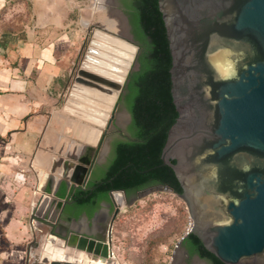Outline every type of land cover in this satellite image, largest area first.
I'll return each instance as SVG.
<instances>
[{
	"label": "water",
	"instance_id": "obj_1",
	"mask_svg": "<svg viewBox=\"0 0 264 264\" xmlns=\"http://www.w3.org/2000/svg\"><path fill=\"white\" fill-rule=\"evenodd\" d=\"M157 1L169 42L171 94L178 115L161 160L173 170L182 193L152 186L134 202L157 192L175 194L187 206L190 234L207 252L223 264H264V0ZM88 36L67 74L71 85L63 112L94 125L92 137L101 129L98 142L91 144L96 152L114 121L112 111L129 75L140 67V47L131 35L124 39L98 27ZM111 70L123 77L116 82ZM110 98L116 101L112 104ZM111 105L103 127L85 111ZM127 117L132 120L129 112ZM93 165L76 166L77 175H84L82 182L72 180L76 186L87 184ZM119 193L109 195L115 213L106 241L90 234H57L44 222L47 214L41 207L35 217L52 230L39 233L47 234L39 264H118L112 231L122 205L116 200ZM69 204L63 202L61 215Z\"/></svg>",
	"mask_w": 264,
	"mask_h": 264
},
{
	"label": "crops",
	"instance_id": "obj_2",
	"mask_svg": "<svg viewBox=\"0 0 264 264\" xmlns=\"http://www.w3.org/2000/svg\"><path fill=\"white\" fill-rule=\"evenodd\" d=\"M114 6L110 0H0V255L9 259L6 264H22L20 247L35 243L42 231L51 232L35 217L41 207L44 222L57 234L96 235L100 229L88 213L79 218L66 213L74 196L96 181L91 177L83 187L72 181H83L76 166L97 159L92 133L68 137L51 114L66 89L82 28L105 12L111 27L124 36L119 16L112 20ZM65 201L70 204L61 215ZM115 243L113 236L121 262Z\"/></svg>",
	"mask_w": 264,
	"mask_h": 264
},
{
	"label": "trees",
	"instance_id": "obj_3",
	"mask_svg": "<svg viewBox=\"0 0 264 264\" xmlns=\"http://www.w3.org/2000/svg\"><path fill=\"white\" fill-rule=\"evenodd\" d=\"M125 13L140 47V67L129 75L123 100L132 117V140L116 142L101 178L88 191L74 196L75 204L66 213L75 218L83 212L92 218L102 202L110 201L111 192L128 194L164 185L182 193L173 170L161 160L169 129L178 115L171 94V53L158 1L132 0ZM183 244L190 257L196 255L211 264H223L206 251L196 236L190 234Z\"/></svg>",
	"mask_w": 264,
	"mask_h": 264
},
{
	"label": "rangeland",
	"instance_id": "obj_4",
	"mask_svg": "<svg viewBox=\"0 0 264 264\" xmlns=\"http://www.w3.org/2000/svg\"><path fill=\"white\" fill-rule=\"evenodd\" d=\"M110 1L114 2L113 0ZM86 6H88L87 3ZM114 10L115 12L113 14L112 20L114 18V21H116V14L119 16V19H121L120 27L124 34V36L121 37L124 39H129L130 31L127 24L126 15L116 7ZM101 16L103 17L101 20H99L98 16L97 19H92L90 21V26L87 28H82V37L80 38L81 43L83 40H85L87 35H89L88 37L91 38L92 32H94L97 27L104 30V32H109L112 30V33L118 34V32L115 31V27H111L110 23H108V20H106L109 18V15L105 12H102ZM79 47L80 46L75 49L76 53L73 60H76L75 57H77V51ZM73 60H70L69 70H71V66H73ZM114 66L115 68H119V66L115 64ZM113 71L114 70H111L117 79L119 70ZM70 85L71 83H69V86L68 83L66 84V89L63 93V96L57 104L58 110L56 109L52 112L51 118L55 116V123L59 122L60 126H64V130H66L65 133L68 135V137L82 139L88 132L93 130L95 126L88 122L71 117L69 114L63 112L64 108L66 107L68 95L70 93L68 91ZM125 95L126 88H124V92L117 101L112 112L116 115L126 117L124 120L129 122V118L127 117L128 111L123 104ZM56 111L58 114H56ZM111 114H109V116ZM106 141L107 138H105V135H103L99 145L97 146L99 151ZM120 193L122 196H124L122 192ZM119 209L120 213L114 221L112 231L116 242L115 250L122 257L121 262L118 261L119 264H171V262L172 264H211L209 261L200 259L196 255L193 257H187L184 254L185 246L183 243L180 245L179 249L176 250V246H178L180 240L186 234L188 225L191 221L186 204L177 195L168 192H157L137 200L132 204H130L129 200L125 199L124 197L123 205L119 206ZM112 216L113 213L110 215L108 220L99 221V227L100 231H102V234L99 233L98 235L96 234V236L105 237L107 240L109 223L112 219ZM43 234H41L42 237H39L40 241L38 239V241H35V243H31L30 246L27 245V243H24V245L20 247L21 250L23 249L24 253L22 255V257L24 256L22 264H39L41 262L42 247L44 243L43 237L47 235ZM153 243H155V246H152ZM1 248L7 249L4 243L1 245ZM5 260L6 263L9 261V259H5L4 255L3 257L0 255V264H6L4 263Z\"/></svg>",
	"mask_w": 264,
	"mask_h": 264
},
{
	"label": "flooded vegetation",
	"instance_id": "obj_5",
	"mask_svg": "<svg viewBox=\"0 0 264 264\" xmlns=\"http://www.w3.org/2000/svg\"><path fill=\"white\" fill-rule=\"evenodd\" d=\"M113 1H114L113 4L126 15V13H125L126 6H128L132 2V0H113ZM126 17H127V15H126ZM127 20L129 22L128 17H127ZM128 27H129L130 35L133 37V40H134V36L132 33V28H131L130 22H129ZM125 118L126 117H124V116H121V115L119 116V115L115 114L114 121L111 124V127L107 130V133L105 136V138H107V141L105 144H103V147L100 149V151L98 150L97 159L93 165L92 178L96 179V181L101 178V176L103 175V171L108 166L111 155L113 153L115 143L118 141H128V140L131 141L132 140L131 134L129 132V128L132 124V120H129V122H128V121L124 120ZM153 186H158V185H153ZM150 187H152V186H149L147 188H150ZM147 188H144V189L139 190V191H131L128 194L127 193H122V194L124 195L123 197H125V199H128L129 203L132 204V203H134V200L138 196V194ZM119 194H121V193H119ZM103 204L105 206H103ZM97 212H98L99 216H98V218L94 217V219H96L99 222V221H106V219L108 220L112 213L114 216L115 210H114V207L112 206V204H109V201H108V202H102L100 204V207H99ZM119 213H120V211H119ZM83 214L86 216L87 212H84ZM68 218H70V217H68ZM96 233H97V235L99 233H101L100 229L98 230V232L96 231ZM95 237L98 239V236L95 235ZM184 254L187 257H189V254H188V251L186 248H185Z\"/></svg>",
	"mask_w": 264,
	"mask_h": 264
},
{
	"label": "bare ground",
	"instance_id": "obj_6",
	"mask_svg": "<svg viewBox=\"0 0 264 264\" xmlns=\"http://www.w3.org/2000/svg\"><path fill=\"white\" fill-rule=\"evenodd\" d=\"M120 69H124V67L120 68ZM119 75H117V79L120 78V77H123V73H121L120 71L118 72ZM113 79H116V78H113ZM116 79V80H117ZM120 81V80H119ZM118 82V80H117ZM110 100L112 101V104L116 101L115 98H110ZM111 109H112V105L108 107V109L106 110H101L99 109L98 107L94 106L92 107V109H86L87 111V114L90 118L94 119V120H97L98 122L101 123V126L103 127L108 119H109V114L111 113ZM83 135V134H82ZM101 136V129H99L97 132H96V135H94L92 138H91V144H96L99 140ZM116 200L123 205V200H124V197L121 195V194H118L116 196ZM53 245V244H52ZM54 246V245H53ZM53 253H51L52 255ZM59 256L58 253H55ZM53 254V255H55ZM50 255V256H51ZM80 259V258H79ZM78 258H77V261H80ZM81 261H84L83 259H81ZM94 263V262H93Z\"/></svg>",
	"mask_w": 264,
	"mask_h": 264
},
{
	"label": "built area",
	"instance_id": "obj_7",
	"mask_svg": "<svg viewBox=\"0 0 264 264\" xmlns=\"http://www.w3.org/2000/svg\"><path fill=\"white\" fill-rule=\"evenodd\" d=\"M192 226H193V222L190 221V223H189V225H188V228H187V232H186V234L182 237V239L180 240V242H181V241L184 242L185 238H187V237L190 235V231H191V229H192ZM180 242H179L178 246H176V250L179 249V247H180ZM114 260H116V259H114ZM117 263L119 264V262H117ZM171 264H172V262H171Z\"/></svg>",
	"mask_w": 264,
	"mask_h": 264
}]
</instances>
